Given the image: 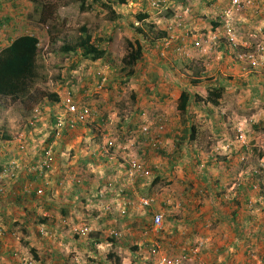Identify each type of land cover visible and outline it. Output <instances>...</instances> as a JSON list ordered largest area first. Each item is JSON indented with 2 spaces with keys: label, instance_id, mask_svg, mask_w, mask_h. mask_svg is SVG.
Segmentation results:
<instances>
[{
  "label": "rangeland",
  "instance_id": "1",
  "mask_svg": "<svg viewBox=\"0 0 264 264\" xmlns=\"http://www.w3.org/2000/svg\"><path fill=\"white\" fill-rule=\"evenodd\" d=\"M47 1L48 7L51 10H49L48 14L45 16L47 18L45 19L46 21L40 22L39 16L37 15L33 19L29 18L30 15L33 16V14H35V7L34 4L30 3L28 0H0V17L7 12L10 13V17L14 15L13 13L16 15L20 13V17H22L19 24L21 27L20 30H18L17 33L13 31V23H11V27L8 29L9 31L5 30V40L7 38L9 39V37L14 38L21 35L24 30H28L29 33L37 37L39 36L41 39L39 56L40 74L30 94L24 99H12L0 96V169L12 165V167H15L14 172L18 176L28 158L30 161V158L35 157V155L41 156L42 158L37 162L39 163L43 158L45 159V153L48 152L51 153L49 161L52 170H49L46 174L44 178L46 180L52 171H54L53 168L56 162L57 165H60L62 160L67 157L70 164H72L73 161H77L79 158L77 157L79 154L78 151L82 149H88L87 151L91 153L95 152V154L98 155L97 159L99 161L89 163L90 165L87 169L92 171L90 174L91 176H89V178L92 177V180L88 182L89 184L86 182V184L81 185V187H79L80 191L73 192L75 194L71 195L69 204L65 202V199H62L63 195L66 194L65 190L68 191V186H65V183L60 185L65 186V188H63L64 191L52 186L54 183L52 185L50 184L51 186L49 185V189H47L48 186H45V184L41 186L43 191L42 198L46 197L47 200L53 202L50 211H52L57 218H51L48 224L43 225L38 220L42 219L41 216L32 220L33 234L16 233L8 229L7 223H3L0 219V224L3 223L0 229H2V233H4L0 235V262L2 263L3 259H5L7 264H26L30 261L33 262V264H38L40 262V258L38 257L40 254L36 255L35 252L31 251L34 249V246H36L46 249L40 250L44 253V255H42L43 259L45 261L49 260L50 264H87L91 259V254L92 257H94L92 259L96 258V264H102L100 262V256L103 255L104 252L105 259L107 260L110 254L115 253L113 249L111 247H106V250L103 249V251H100L99 256L97 252L91 250L90 246L87 245L86 247L87 241H94L91 243L97 244L95 241L98 239L107 241L106 239L109 238V234L101 232V227L99 228L101 225L98 224V220H96L97 223L95 224L90 222V220L94 218L97 219L95 213H98V210L96 209L99 208L101 210L100 205L103 202L101 200H96L98 198L97 195L104 191L103 187L98 189V191L97 188H94V185H98L103 181L102 178H99L100 175H102L99 174V172L108 173L107 171L112 168L115 173L111 174L105 182L117 179L120 181L118 182V187H130L129 185H134L142 180L138 177L137 180H133L134 182L128 181L127 178L126 180L124 179L125 175L122 171V163L116 162V158L121 160L120 157L124 152V155H128L131 160L141 161V163L150 170L151 176L142 180L144 182L142 185L150 181H155L157 174L162 172L163 169H166L164 167H166L167 164L164 163L163 166H160L161 162H157V157H145L143 145L137 143L140 134L135 132V130L141 128V126H150L151 123H157V126L161 123L165 124L169 115L166 112H162L161 108L166 109L173 117L180 113V95L181 92L186 89V87L182 88V85L190 79V76L185 74L180 76V73L174 71L171 73V69L167 67V64L169 63L171 66H173V64L175 65L174 61L176 59L187 61L194 59V65H196L194 74L196 75V73L205 66L204 60H206L207 57L213 55L211 56L212 59L214 57L218 58L217 55L220 54L218 49L220 40L210 42V39L216 35L215 33L210 32L204 35L203 33L195 32L194 29L189 26L188 21L193 16H196V10L203 6V3L207 5L208 0H160L163 2V8L160 12H154L150 8V3L156 0H129L125 5H119L115 0L114 4L108 2L110 5L109 8L95 6L88 12L80 11L77 0ZM108 1L114 2V0ZM223 1L224 0L219 1V8H221L220 3ZM241 1L244 8L240 11L235 9L231 12L228 11L229 9L224 10L231 6V3L228 2L225 8H218L219 10L217 12L218 15H228L229 12L232 13V16L235 14L231 18L232 20L236 18L237 14L238 18L242 20L241 23H243V25L239 27H236L234 20L231 21V24L235 26V35L237 38L235 44H237L239 51L245 53L248 50L247 46L252 47V50H255L258 45L264 46V0ZM186 7L189 8L190 11L188 14H183L182 18L185 19V24L188 23L187 32L184 30L178 32V37L184 39L183 42L186 44L183 45H185L186 48L182 46L183 42L177 40V42L169 45L166 51L159 48L152 52V44L161 45L160 40L163 41V39L166 38V30H168L172 24L173 18L177 13L181 12V8L185 9ZM139 14H148L149 18L140 22L137 20V15ZM114 16H116V19L111 20V17ZM82 26H87L96 38H104L105 42L103 45L107 48L110 55L105 60L96 62L84 60L79 62V58H72L70 56L71 54H65L62 51V47L65 46V43L79 37L80 28ZM162 33H165L164 38L162 37ZM220 33L222 36L226 37V39L230 40L226 31ZM206 36H208L210 44H207L204 48L202 47L203 49L198 48L195 42L200 41L201 37L204 38ZM136 40H140L145 50L148 48L149 50L145 52L147 57L144 56L143 60L134 68V74L129 76V70L125 68L123 59L130 50V47L128 48V43H134ZM178 47L183 50L177 51ZM151 56H153V58ZM239 63L241 66L243 65L246 67V70H250L249 66L253 67L250 62ZM176 64L180 66L185 63L176 61ZM255 68L264 72L261 66ZM211 69L212 67L210 70ZM153 71L157 72V79L155 80L150 76ZM207 73L210 72L207 71ZM217 76L216 73L210 74L209 77L212 81L207 80L209 82H206L205 85L216 83V86H218L221 82L218 79L215 81ZM160 78H163L168 85H173L171 88L172 94L176 92V96H173V99H171L173 101L176 97V100L174 102L168 101V105L167 103L164 105L160 101L161 95L164 93L161 85H159V83H162V79ZM99 79L102 80L99 82ZM148 80L149 82H147ZM255 86L256 83L251 84L250 87H246L243 91L247 93L239 91L240 98L248 100L251 96H255L257 94V92H255ZM89 91H91V94L93 93L92 97L89 96ZM205 92L207 96V90H205ZM237 92L236 90L234 93L237 94ZM48 93H56L60 100L59 102L51 104L50 101L45 99V104L41 107L39 104H43V102L39 103V100L43 94ZM69 93L75 95L79 106L83 110H88V115L84 122L74 130L72 135H62L58 137L55 134L56 123L54 120L65 115L63 103ZM156 93H158L157 97ZM154 95L156 97V105L155 107H150L148 105L150 103V96L152 97ZM88 97L92 99L98 98L100 102H102V106H99L95 102V104H93L92 99H88ZM226 97L227 101H229L230 95L226 93ZM105 100H109V103H106ZM156 108L157 110L154 111ZM259 110L264 112V104L260 105ZM198 111L200 110L198 109L197 112ZM203 113L204 111L199 112V114ZM99 115L102 117L105 116L108 120L103 125L100 123V126H94L98 121L97 119L100 117ZM118 119L119 122L117 121ZM125 119L130 120V122L135 120L133 127H131L132 124L129 128L127 124L122 127L118 126L119 123ZM167 124L162 134L168 133L169 126L167 127ZM128 130L134 132H127ZM158 135L159 133L157 130L156 136ZM262 135H264V130L262 131ZM52 136H54L57 141L49 142ZM68 137H70V141H68ZM106 137L108 138L106 139ZM107 140H113L116 143V149L114 153H111V160L101 151L102 145L107 142ZM167 142L169 145L168 148L174 147V141L172 139L170 141L163 139L162 146L166 147L165 144ZM139 149L142 150V154H139ZM175 150H177V147H175L174 151ZM186 151L189 152H185L182 157L178 155L179 157L177 159L170 158L171 161L178 162V164L176 163L178 165L176 169L183 173L190 171L188 167L196 163L195 155L191 153L189 149ZM19 155L22 156V160L19 158ZM197 161H199V159ZM197 165L198 163L196 166ZM32 166L33 165L29 168ZM37 166L38 164H36V167ZM117 168L119 170H116ZM119 171L121 172L118 173ZM57 173L58 171L56 174ZM72 174V176H75V174L78 176V179L76 177H71L75 181L86 180L89 175V173H83L82 175L76 172ZM63 175H65V173ZM13 183L14 179H11L9 175L4 179H0V185L5 191L3 197L0 198V209L3 208V204L6 205V203H9V201H11L10 199H14L15 194L12 193ZM158 183L153 184L154 188L158 187ZM58 185L59 183H57V186ZM146 187L148 186H143L142 188ZM162 188L163 187L160 189ZM160 189H156L155 192L161 191ZM172 192L176 194V192ZM10 194H12L13 197L10 198ZM141 194L144 195L142 198H147L153 193L149 195H146V193ZM108 198L107 196V200ZM138 198H141V195H136L132 200H137ZM165 203L168 204L166 201ZM48 204L49 202H46L44 207L48 208ZM6 207H8L6 210L14 215L13 206ZM67 207H72L73 211L79 215L78 218L82 220L81 223L91 227L93 230L90 236L85 238V240L87 239L86 241L72 231L73 226L79 225V223H73L74 214H65V219L61 217L58 219L59 216H64L65 210H68ZM9 217L8 222H11V225L18 223L13 222L15 219L13 216L9 215ZM101 219L104 218H100V220ZM105 228H107V232H109V227L105 226L104 229ZM147 228L143 227L144 233L142 236L136 235V232L141 234L137 227V231L132 229V232H135V234L133 238H130L131 241L127 243V245H129L127 251L131 255L127 257V259H129L128 264H159L156 258H154L152 262L146 261L145 263H137L138 260L145 258L147 252L145 250V245L150 243V240L153 241L158 238L155 235L160 233V231H152L151 224ZM20 231H22V228H20L18 232ZM124 236L125 235H123V238ZM69 237H71L73 241L76 240V242L83 247L77 245L75 247L76 249L72 250L70 247L72 243H67L65 241L67 239L70 240ZM180 237L183 236L181 235ZM31 238H33V240H31ZM83 241H85L84 244L82 243ZM172 241L173 237L171 238V242ZM27 243L29 245H27ZM171 252H173V250H171ZM11 253L12 255H10ZM37 253H40V251H37ZM160 256L159 254V257ZM121 262H117L115 256L114 260L108 261L109 264H122Z\"/></svg>",
  "mask_w": 264,
  "mask_h": 264
},
{
  "label": "crops",
  "instance_id": "2",
  "mask_svg": "<svg viewBox=\"0 0 264 264\" xmlns=\"http://www.w3.org/2000/svg\"><path fill=\"white\" fill-rule=\"evenodd\" d=\"M228 2H230V0L221 2V8H225ZM202 5L203 6L196 10V16H193L188 21L189 26H191L195 32L203 33L204 35L210 32L218 35L220 40L218 48L220 54L217 55L218 58L214 57L212 59L211 56L213 55L207 57V59L204 60L205 66L202 67L196 75L194 74L196 68L194 59H192L193 61H187L175 58V65L173 64V66H171V64H167V67L171 69V73L174 71L180 73V76L184 74L190 76V79L182 85V88L186 87L183 92L186 91L191 96L188 115L183 117L179 113L178 115L173 114L176 115L173 117L166 109L161 108L162 112H166L169 115L165 123L166 126L169 122L167 124V127L169 126V131L167 134H161L160 140L163 141V139H166L170 141L172 139L174 141L173 148H168V142L165 144L166 147L162 146L164 153L154 152L151 147L144 142V138L138 137L139 141H137V143L143 145L146 158L157 157V162H161L160 166H163L164 163H166L167 166L164 167L166 169H163L162 172L157 174V177H159L157 188H154V181L142 185V183H144L142 180H145L142 179L134 185H129L130 187H128L129 189L126 192L124 200L121 202L124 204L129 199L135 198L136 195H141V197L144 196L141 193H146V195L151 193L154 194L156 189L163 187L160 189L162 191L161 198L154 209L164 215V228L158 235L154 234L158 238L155 237V240H150V243L145 245V250L147 251L145 258L138 260L137 263H145L146 261L152 262L154 258L150 250L153 248L159 249L160 255H174L179 252V246L182 242H187L192 245L200 239L206 242V248L202 254V259L206 264H244L248 259H253L254 261L258 259L264 260V176L259 175L262 165L261 159L264 158V135H262V131L264 130V112L259 110L260 105L264 104V74L255 67L249 66L250 70H246V67L243 65L241 66L236 59L235 53L229 47L228 40L222 36L220 32L213 30L217 23L224 22L225 20L224 15H218L217 11L221 8L213 4L206 5V3H203ZM230 7L224 10H228ZM9 14L8 12L6 13V15ZM233 20L236 23V27L243 25V23H241L242 20L238 18L237 14L236 18ZM219 30L220 28H218V31ZM159 48L160 46L156 44H152L151 46L152 52ZM148 50L149 48L145 50L144 47L145 57H147L145 52ZM248 50H252V47L248 46ZM151 57L153 58V56ZM176 61H181L185 64L178 66ZM211 67L212 69L210 70ZM207 71L210 73H207ZM213 73L218 75L215 81L218 79L221 82L218 87H223L225 89L224 98L217 107L207 104L202 100V98L206 96L205 90L208 91L209 88L216 87V83L205 85L206 82L212 81L209 75ZM150 76L153 80L157 79V72L153 71ZM160 79H162V83H159V85H161L164 90L160 101L162 104L166 105L167 103L168 105V101L174 102L176 100V97L173 101L171 100L173 96H176V92L172 94L171 88L173 85L165 83L163 78ZM147 82H149V80ZM255 83V92H257V94L251 96L248 100L241 99L239 91H243L246 87H250L251 84ZM236 90L238 91L237 94L234 93ZM183 92H181V94ZM243 92L247 93L246 91ZM226 93L230 95L229 101H227ZM92 95L93 93L91 94V91H89V96L92 97ZM157 96L158 93H156V97ZM90 97H88V99H92ZM156 97L155 95L152 97L150 96L151 104H148L150 107H155ZM92 102L93 104L96 103L102 106V102H100L98 98L92 99ZM105 102L109 103V100H105ZM198 109L204 111V113L199 114L200 111L197 112ZM155 110H157V108L154 109V111ZM99 116L94 126H100V123L103 125L108 120L105 116ZM117 121L119 122V119ZM125 124H127L128 128L131 124V127H133L135 120L130 122V120L125 119L121 121L118 126L122 127L123 125L125 126ZM150 125L152 136L155 137L159 129L157 128V123H151ZM186 126L189 128L191 126L195 127V136H191L186 143L184 142L181 145L183 148V153H181V155L185 152H189L186 151L189 149L190 152L195 155L196 163L190 164L191 167H188L190 171L183 173L176 169V166H178L177 161H171L170 158L164 155L174 154L176 151H174V149L177 145L176 141L181 138L182 131ZM73 132L74 131L68 132V134H64L63 136L72 135ZM127 132L131 133L134 131L128 130ZM135 132L139 133L140 129L135 130ZM242 136L243 139H240ZM68 138V141H70V137ZM107 138L108 137H106V139ZM50 141L54 142L57 140L52 136L49 139V142ZM87 150L82 149L78 151L79 154L77 157L79 158L77 161H73L72 164H70L67 157L62 160L60 165H57L56 162L53 168L54 171H52L49 177L46 180L36 182L35 185L30 186L29 189L35 193V191L44 184L48 186L47 189H49L54 183L52 186L64 191L63 188L68 186V191L65 190L66 194L63 195L62 199H65V202L69 204L71 195L75 194L73 192L80 191L79 187H81V185L92 180V177L89 178L92 171L87 169L90 165L89 163L99 161L97 159L98 155L95 154V152L91 153ZM124 154L123 152L120 157L122 161L116 158L117 163H125V161L128 160V155ZM139 154H142L141 149H139ZM19 158L22 160L21 155H19ZM41 158L42 157L38 155L31 157L30 161L28 158L26 164L24 163L25 165L20 171L21 179L13 183L12 193L15 194L14 199H10L11 201L6 203V205L3 204V208L0 209L1 221L7 223V228L16 233L33 234V225L31 221L40 216L42 219L46 220L45 224H48L51 218H57L53 212L50 211L53 202L47 200L46 197H38L33 193L31 196H24L23 194L24 188L29 185V181L33 178L32 176L30 177L28 168L36 164ZM198 159L199 161H197ZM197 163L198 165L196 166ZM116 170L119 169L117 168ZM57 171L58 173L56 174ZM75 172L82 175L83 173H89V175L86 180L75 181L71 178L76 177L78 179L76 174L72 176V173ZM107 172L108 173L99 172V174H102L99 178H102L103 181L98 185H94L97 191L107 183L105 180L111 174L115 173L112 168ZM120 172L121 171L118 173ZM64 173L65 175H63ZM57 183H59L58 186ZM60 183H65L66 185L60 186ZM141 186L148 187L142 188ZM172 191L176 192V194ZM11 197H13L12 194H10V198ZM166 200L171 201L170 205L165 203ZM46 202H49L48 208L44 207ZM118 204V201H116V208ZM6 206H13L14 215L6 210L8 208ZM67 209L68 210L64 212V216H59L58 219L60 217L65 219V214L70 213L76 216L73 215V223L76 222L80 224L82 220L78 218L79 215L73 211L72 207H67ZM96 210H98V213H95L97 219L94 218L90 220V222L95 224L97 223L96 220H98V224L101 225L99 228L101 227L100 230H102V233L109 234L110 231L115 229L124 232L123 235L125 236L119 240H113L111 236L108 235L109 238L106 239L107 241L98 239L95 241L97 244L91 243L94 241H87L86 247L87 245L95 247L97 250H91L97 252L98 255L103 249L106 250V247H111L113 249V252L116 254H110L107 260L105 259L104 252L103 255H99L102 264H109L108 261L114 260V256L117 262L120 263L122 260V264H128L129 259H127V257L131 255L127 251L129 246L127 243L131 241L130 238H133L135 234V232H132V229L137 231V227L141 234L136 232V235H143V227L147 228L151 224V209L148 210L147 208L136 205L130 208L127 216L117 219H114V217L109 214L105 216L99 208ZM9 215L15 218L13 222L18 223L11 225V222H8L10 218ZM100 218L104 219L100 220ZM42 219L38 220L43 225ZM2 224H0V226H2ZM105 226L109 227V232H107V228L104 229ZM20 228H22V231L18 232ZM181 235L183 237H180ZM172 237L173 241L171 242ZM69 238L70 240L67 239L65 241L67 243H72L70 246L72 250H75L77 245L83 247L76 242V240L73 241L71 237ZM81 239L85 240V238ZM31 240H33V238H31ZM85 241L82 243L84 244ZM40 249L46 250L43 249V247L36 246L31 250L35 252L36 255L40 254L38 256L40 258L38 264H50L49 260L45 261L43 259L42 255H44V253L41 252ZM171 250H173V252H171ZM37 251H40V253H37ZM10 255H12V253ZM90 256L91 259L87 264H96V258L92 259L94 258L92 254ZM5 261L6 260L3 259V262H0V264H7Z\"/></svg>",
  "mask_w": 264,
  "mask_h": 264
},
{
  "label": "built area",
  "instance_id": "3",
  "mask_svg": "<svg viewBox=\"0 0 264 264\" xmlns=\"http://www.w3.org/2000/svg\"><path fill=\"white\" fill-rule=\"evenodd\" d=\"M216 1V0H213ZM231 1V8L228 11L232 10H237L240 11L241 9L244 8V5H242L241 0H230ZM150 8L155 11V12H160L163 8L162 6V1L156 0L152 1L150 3ZM189 8H186L182 13H177L176 16L172 20V24L166 30L167 35L166 38L163 39L162 41V50L166 51L167 48H169V45L172 43L177 42L179 40L180 42H183L184 39H181L178 37V32L180 30H184L187 32V24H185V19L182 18L183 14H188L189 13ZM243 11V10H242ZM228 13V15L225 16V31L227 33L228 38H230V42L233 44L234 51L236 53V58L239 62H250L251 65L254 67H262L264 70V61H263V55H264V46L263 45H258L255 50H248L247 52L243 53L238 50L237 45L235 44V41L237 40L236 35H235V26L231 24V21H233L231 18L232 13ZM4 16V15H2ZM2 16L0 17V20L2 19ZM18 14L12 15V22L13 23V30L17 33L18 30H20V19L22 17H17ZM10 24H0V49H3L8 46L9 44V39L7 38L5 40V30H8L9 27H11ZM17 23V25H16ZM9 31V30H8ZM32 35L29 33L28 30H24L21 35ZM20 36V35H18ZM178 38H177V37ZM39 38V36H38ZM40 39V38H39ZM219 37L214 35L211 39V41H218ZM186 44L185 42L182 43V46L185 47ZM196 46L198 48H204L207 44L209 43V38L206 37H201L200 41L195 42ZM186 48V47H185ZM202 48V49H203ZM248 48V46H247ZM180 47L177 48V51H182ZM165 55V53H164ZM264 73V72H263ZM64 107H65V115L62 117H58L56 119V135L58 137H61L64 132H72L77 127L84 122L88 115V110H81L79 108L78 102H76L75 97L73 93H69L67 98L64 101ZM158 132L162 134L165 129V124H160L158 126ZM151 130L149 129L148 126H144L142 128V134L145 136L144 142L147 143L148 145H151L153 148H160L162 141L160 140V135L158 137H152L151 136ZM240 139H243V136L240 137ZM116 148V143L113 140H107L102 145L101 151L103 154L111 160V153L113 150ZM126 149V148H125ZM51 156V153H45V159L43 158L39 163L38 166L35 167L36 170L40 172V175L42 173V170L44 167H46L48 170L51 169V163L49 161ZM261 170L259 171V175L264 176V158L261 159ZM122 171L124 172V179L128 181H135L138 178L141 179H146L151 176L150 170L143 164L141 161L138 160H131L128 158V160L125 161V163L122 164ZM15 167H12V165H9V167H3L0 169V179H4L6 176H10L11 179H17V175L14 172ZM16 171V170H15ZM133 181V182H134ZM118 181L117 179L115 180H109L105 185H104V191L101 192L97 197L103 201L102 204L100 205V208L103 212L104 215H111L114 217V219H117L119 217H125L127 216L129 210L131 207H135L138 205L139 207L142 208H147L151 209V214H152V220H151V228L152 231L154 232H159L162 231L164 228V215L161 212H158L156 209H154L155 205L158 203V201L161 198V191H157L154 194H152L150 197L147 198H138L137 200H132L129 199L127 202L122 204L121 202L124 200V197L126 195V192L128 191V187H118ZM126 182V181H125ZM129 183V182H128ZM126 184V183H125ZM133 184V183H132ZM256 188V187H255ZM28 193V191H27ZM5 194V191L3 187L0 185V198ZM37 194L39 196H42L43 191L42 189H39ZM107 196L109 197L107 200ZM116 201H118V207L116 208ZM166 202L171 203L170 200H166ZM122 204V205H121ZM72 231L80 236V237H88L91 232L93 231L91 227L81 224V225H76L72 227ZM2 230L0 229V235H2ZM47 234V233H46ZM48 235V234H47ZM50 235V234H49ZM110 236H115L118 239H121L123 237V233H120L119 231L112 230L110 232ZM173 247V246H172ZM206 248V242L202 239L198 240L194 244H190L187 242H182V244L179 246V252L175 253L174 255H161L159 257V249L153 248L150 250V253L153 258H156L157 261H159V264H206L203 259H202V254L204 249ZM158 257V258H157ZM26 264H33V262H28ZM244 264H264V261L262 259H258L256 261H249L248 260Z\"/></svg>",
  "mask_w": 264,
  "mask_h": 264
},
{
  "label": "trees",
  "instance_id": "4",
  "mask_svg": "<svg viewBox=\"0 0 264 264\" xmlns=\"http://www.w3.org/2000/svg\"><path fill=\"white\" fill-rule=\"evenodd\" d=\"M15 1V0H13ZM30 3L34 4L35 7V14L30 15L29 18H34L36 15L39 16L40 22L46 21L47 19L45 16L48 14L49 10L48 1L47 0H28ZM117 4L125 5L128 3L129 0H116ZM79 3V9L81 12H88L92 10L95 6H101L104 8H109V3L114 4V2H110L108 0H77ZM109 2V3H108ZM216 1L208 0V5L214 4ZM114 14V12L112 11ZM20 17V13L17 16ZM149 18L148 14H139L137 15V20L143 22ZM116 19V16L111 17V20ZM12 17L9 15H4V17L0 20V24H10L12 22ZM226 20H224L225 22ZM223 22L217 23L213 30L217 32H222L225 28L223 26ZM17 25V23H16ZM223 27V28H222ZM218 28L220 30L218 31ZM222 28V29H221ZM14 31V30H13ZM141 32V30H140ZM165 36V33H162ZM162 36V37H163ZM226 38V37H225ZM105 42L104 38L99 37L96 38L88 29L87 26H82L80 28V35L78 38L72 41H68L65 43V46L62 47V51L65 54H71L72 58H79V62L87 60L91 62H96L100 60H105L109 55L107 48L103 45ZM41 47V39L36 37V35H20L17 37H9V44L7 47L0 49V96L12 99H24L30 94L31 89L35 86V83L39 77V56H40V48ZM130 47L129 52H127L123 62L125 64V68L129 70V76L134 74V68L136 65L143 60L144 57V45L141 43L140 40H136L134 43L129 42L128 48ZM75 63V62H74ZM225 89L223 87H211L207 91V96L202 98V100L213 106H219L222 99L224 98ZM190 94L184 91L180 97V105L179 111L183 117L188 115V109L190 105ZM50 101V103L59 102L60 98L56 93H48L43 94L39 103L43 102V104H39L41 107L44 106V101ZM195 136V127L191 126L185 127L182 131V136L177 139L176 147L178 149L174 152V154H165L164 156L177 159L181 153H183V148L181 145L187 142L190 137ZM7 138V137H6ZM192 140V139H191ZM52 142V141H50ZM154 152L164 153L162 148H152ZM162 150V151H161ZM185 152V151H184ZM146 157V154H145ZM38 164V163H36ZM36 164H34L31 168H29L28 173L30 177L33 178L29 181V185L24 188V196H31L35 193L32 191L30 186L35 185L36 182L45 180L46 174L51 169H47L44 167L42 173L35 169ZM29 177V176H27ZM20 176H17V179L14 182L20 180ZM159 177H157L154 181V184H157ZM62 183H60L61 185ZM28 191H32L30 194L27 193ZM36 192V191H35ZM33 193V194H32ZM3 197V196H2ZM1 197V198H2ZM42 223H46L45 219H42ZM120 233H122L120 231ZM111 238L118 239L115 236H111ZM112 240V241H113ZM119 240V239H118ZM28 245V244H27ZM91 249L97 250L95 247H91ZM33 250V249H32ZM249 261H254L253 259H248ZM264 261V260H263Z\"/></svg>",
  "mask_w": 264,
  "mask_h": 264
},
{
  "label": "clouds",
  "instance_id": "5",
  "mask_svg": "<svg viewBox=\"0 0 264 264\" xmlns=\"http://www.w3.org/2000/svg\"><path fill=\"white\" fill-rule=\"evenodd\" d=\"M219 1H221V0H216V2L213 4V5H217V6H219ZM163 3V2H162ZM230 3H231V1H230ZM162 6H163V4H162ZM187 8V7H186ZM185 8V9H186ZM185 9H181V12H179V13H182ZM152 10V9H151ZM153 11V10H152ZM155 12V11H154ZM14 14V13H13ZM6 15V14H5ZM4 16H2V18H3ZM224 23V22H223ZM223 26H224V24H223ZM223 31H225V29L223 30ZM37 37V36H36ZM163 38H164V36H163ZM228 40V43H229V47L232 49V51L235 53V51H234V48H233V44L229 41V39H227ZM237 41V40H236ZM160 43H161V45H160V48L162 49V40H160ZM237 45V44H236ZM239 49V48H238ZM248 51V50H247ZM236 54V53H235ZM238 61V60H237ZM253 66V65H252ZM254 67V66H253ZM264 74V73H263ZM102 79H99L98 81L100 82ZM74 95V94H73ZM74 97H75V95H74ZM75 100H76V102H77V99H76V97H75ZM79 108L81 109V110H83L80 106H79ZM55 121V123H56V119L54 120ZM148 127H149V129L151 130V125L149 126V125H147ZM159 126V125H158ZM158 126H157V128H158ZM142 128H143V126H141V128H139L140 129V132L138 133V134H140V136L139 137H142V138H144V140H145V136H143V134H142ZM151 132H152V130H151ZM66 133H68V132H66ZM159 133V132H158ZM64 134H65V132H64ZM63 134V135H64ZM159 135H161L160 133H159ZM158 135V136H159ZM151 136H152V133H151ZM158 136H155V137H158ZM153 137V136H152ZM149 147H152L151 145H149ZM161 148H162V144H161V146H160ZM124 148V147H123ZM153 148V147H152ZM116 149V148H115ZM125 149V148H124ZM112 153H114V150L112 151ZM123 164V163H122ZM18 176H20V174L18 175ZM62 185V184H61ZM66 185V184H65ZM103 188H104V186H103ZM39 189H41V188H39ZM38 189V190H39ZM38 190L35 192V194L38 196V197H42V196H39L38 194H37V192H38ZM27 191H28V189H27ZM32 191H28V193L30 194ZM97 199H99V198H97ZM167 204V203H166ZM167 205H170V204H167ZM149 210V209H148ZM81 224H83V223H80L79 225H81ZM2 230V229H1ZM116 231H118V230H116ZM111 232V231H110ZM110 232H109V236H110ZM120 232V231H119ZM92 233V232H91ZM90 236V235H89ZM88 236V237H89ZM80 237V236H79ZM81 238H87V237H81ZM123 238V237H122Z\"/></svg>",
  "mask_w": 264,
  "mask_h": 264
}]
</instances>
